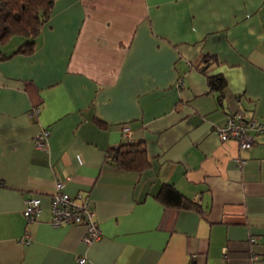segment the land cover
<instances>
[{"label": "crops", "instance_id": "obj_1", "mask_svg": "<svg viewBox=\"0 0 264 264\" xmlns=\"http://www.w3.org/2000/svg\"><path fill=\"white\" fill-rule=\"evenodd\" d=\"M238 111L264 122V0H56L33 51L0 60V264H264V133L242 150L215 132ZM124 126L137 170L107 159ZM57 181L89 197L99 240L50 226ZM165 185L198 210L165 206Z\"/></svg>", "mask_w": 264, "mask_h": 264}, {"label": "trees", "instance_id": "obj_2", "mask_svg": "<svg viewBox=\"0 0 264 264\" xmlns=\"http://www.w3.org/2000/svg\"><path fill=\"white\" fill-rule=\"evenodd\" d=\"M56 0H0V44H6L14 37L24 40L23 44L11 55L28 54L33 51L35 39L43 25L51 16ZM10 55V56H11ZM10 56L2 55L0 60ZM209 91L220 95L226 88L221 75L207 78ZM145 149L140 143L126 141L107 152V159L123 170H137L147 165ZM158 199L167 207L198 210V205L184 197L171 185H165Z\"/></svg>", "mask_w": 264, "mask_h": 264}, {"label": "built area", "instance_id": "obj_3", "mask_svg": "<svg viewBox=\"0 0 264 264\" xmlns=\"http://www.w3.org/2000/svg\"><path fill=\"white\" fill-rule=\"evenodd\" d=\"M32 114H37L39 108L35 107L31 110ZM215 132L221 141H235L238 147L242 150H249L255 143L254 136L256 134L264 133V122H259L255 119H247L243 112H236L230 115L225 124L215 127ZM123 137L126 141L130 140V128L124 126L122 128ZM49 135L47 129L41 131L38 135L35 144L38 149H44L46 146V139ZM22 215L27 221L34 220L41 212V201L39 198H27L23 202ZM50 221L49 224L53 228H59L64 225H83L85 234L83 236V243L90 245L94 241L101 238V230L97 221L96 212L93 204L86 194L79 193L71 196L64 191V183L57 181L55 184V192L51 196L50 203ZM31 237L26 234L22 242L29 243ZM250 243L256 240L250 237ZM226 254V249L223 250V255ZM258 255L251 256L252 261H257ZM78 264H85L87 262L85 257L78 260Z\"/></svg>", "mask_w": 264, "mask_h": 264}, {"label": "rangeland", "instance_id": "obj_4", "mask_svg": "<svg viewBox=\"0 0 264 264\" xmlns=\"http://www.w3.org/2000/svg\"><path fill=\"white\" fill-rule=\"evenodd\" d=\"M17 39V38H16ZM21 39V38H20Z\"/></svg>", "mask_w": 264, "mask_h": 264}]
</instances>
